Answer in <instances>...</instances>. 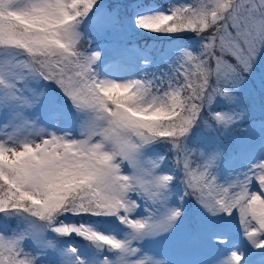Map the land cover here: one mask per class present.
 I'll return each mask as SVG.
<instances>
[{"label": "snow or ice", "instance_id": "6c2138e0", "mask_svg": "<svg viewBox=\"0 0 264 264\" xmlns=\"http://www.w3.org/2000/svg\"><path fill=\"white\" fill-rule=\"evenodd\" d=\"M156 2L0 0V264H264V0Z\"/></svg>", "mask_w": 264, "mask_h": 264}, {"label": "rangeland", "instance_id": "374dc122", "mask_svg": "<svg viewBox=\"0 0 264 264\" xmlns=\"http://www.w3.org/2000/svg\"><path fill=\"white\" fill-rule=\"evenodd\" d=\"M182 2H185V0H173V1H166V2L162 1V0L161 1L158 0V2H156L155 6L157 8H159V10H166L171 4H178V3H182ZM161 3H163V4H161ZM131 33H133V34H131ZM127 34L140 35V34H144V32L142 30L135 29L134 25L130 24L127 26ZM152 34H154V33H152ZM181 36H183L184 38H186L188 40L186 41V43L180 42V44H184V45H188V46L194 44L195 37H193L191 34H181ZM93 47H95V45H93Z\"/></svg>", "mask_w": 264, "mask_h": 264}, {"label": "trees", "instance_id": "16d2710c", "mask_svg": "<svg viewBox=\"0 0 264 264\" xmlns=\"http://www.w3.org/2000/svg\"><path fill=\"white\" fill-rule=\"evenodd\" d=\"M155 38H157L158 39V42H162V44H163V50H168V49H170L171 48V46H172V44L173 43H178V41H175V39H169V37L168 36H165V35H163V36H157V37H155ZM177 39V38H176Z\"/></svg>", "mask_w": 264, "mask_h": 264}]
</instances>
